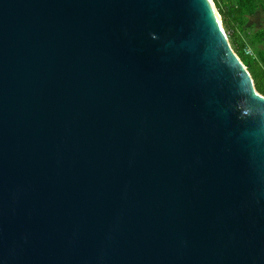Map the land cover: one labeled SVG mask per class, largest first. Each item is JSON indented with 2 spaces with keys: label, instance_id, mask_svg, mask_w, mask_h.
Here are the masks:
<instances>
[{
  "label": "water",
  "instance_id": "1",
  "mask_svg": "<svg viewBox=\"0 0 264 264\" xmlns=\"http://www.w3.org/2000/svg\"><path fill=\"white\" fill-rule=\"evenodd\" d=\"M209 0H0V264H264V95Z\"/></svg>",
  "mask_w": 264,
  "mask_h": 264
},
{
  "label": "trees",
  "instance_id": "2",
  "mask_svg": "<svg viewBox=\"0 0 264 264\" xmlns=\"http://www.w3.org/2000/svg\"><path fill=\"white\" fill-rule=\"evenodd\" d=\"M213 1L217 3V0ZM229 11L230 12L227 13L218 6V12L221 16L227 38L231 43L234 52L250 72L256 89L258 90V92L264 95V50L258 52L259 58L258 56H256V58H253L246 55L243 51V45L238 42L237 35L233 29V19L230 18L231 15L233 18H235L236 16H234V13L238 12L243 13L244 15L254 13L255 8L253 0H237L236 6H232ZM255 38L258 41L264 40V27L254 32L252 40ZM253 42L256 41L253 40Z\"/></svg>",
  "mask_w": 264,
  "mask_h": 264
},
{
  "label": "rangeland",
  "instance_id": "3",
  "mask_svg": "<svg viewBox=\"0 0 264 264\" xmlns=\"http://www.w3.org/2000/svg\"><path fill=\"white\" fill-rule=\"evenodd\" d=\"M211 1L213 2V6H214V8L218 14H219L218 6L221 7L225 12L228 13V12H230L229 11L230 8H232V6H236V4H237V0H217V3H215L213 0H211ZM253 3H254V8H255V11H254L255 17H254V23H252L251 26H248L247 28H245V25L243 24V22L246 19V15H244L243 13H239V12L234 13V16H236L235 18H233L232 15L230 14L231 15L230 18L233 19L232 24L236 25L239 28L240 32L243 34L245 40L248 42V44L251 47V49L253 50L254 54L256 56H258V58H259L258 52L264 50V40L258 41L255 38L253 40L256 42H253L252 36H253L255 31L264 27V0H253ZM220 20H221V26L225 32V28H224V25L222 23L221 16H220ZM238 36H237L238 42H240L242 37H240V36L238 37ZM228 43L233 50V47H232L231 43L229 42V40H228Z\"/></svg>",
  "mask_w": 264,
  "mask_h": 264
},
{
  "label": "built area",
  "instance_id": "4",
  "mask_svg": "<svg viewBox=\"0 0 264 264\" xmlns=\"http://www.w3.org/2000/svg\"><path fill=\"white\" fill-rule=\"evenodd\" d=\"M232 26H233V29H234L236 35L237 36L239 35L240 37H242L240 43L243 45V51H244V53L246 55H248V56H251L253 58H256V55L254 54L253 50L249 46L248 42L245 40V38H244L243 34L240 32L239 28L236 25H234V24Z\"/></svg>",
  "mask_w": 264,
  "mask_h": 264
},
{
  "label": "crops",
  "instance_id": "5",
  "mask_svg": "<svg viewBox=\"0 0 264 264\" xmlns=\"http://www.w3.org/2000/svg\"><path fill=\"white\" fill-rule=\"evenodd\" d=\"M254 14L255 13L246 15V19L243 22V24L245 25V28H247L248 26H251L252 23H254V17H255Z\"/></svg>",
  "mask_w": 264,
  "mask_h": 264
},
{
  "label": "bare ground",
  "instance_id": "6",
  "mask_svg": "<svg viewBox=\"0 0 264 264\" xmlns=\"http://www.w3.org/2000/svg\"><path fill=\"white\" fill-rule=\"evenodd\" d=\"M209 2H210V4H211V6H212V9H213V11H214V13H215V15H216L217 21H218L219 26H220V23H221L220 15H219V14L217 13V11L215 10V8H214V6H213V2H212L211 0H209Z\"/></svg>",
  "mask_w": 264,
  "mask_h": 264
},
{
  "label": "snow or ice",
  "instance_id": "7",
  "mask_svg": "<svg viewBox=\"0 0 264 264\" xmlns=\"http://www.w3.org/2000/svg\"><path fill=\"white\" fill-rule=\"evenodd\" d=\"M221 30H223V29H221Z\"/></svg>",
  "mask_w": 264,
  "mask_h": 264
}]
</instances>
